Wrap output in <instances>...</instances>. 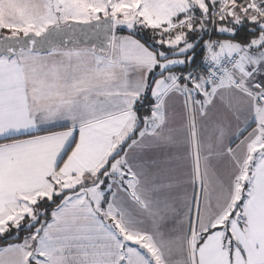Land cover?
Masks as SVG:
<instances>
[{
  "label": "snow or ice",
  "instance_id": "1",
  "mask_svg": "<svg viewBox=\"0 0 264 264\" xmlns=\"http://www.w3.org/2000/svg\"><path fill=\"white\" fill-rule=\"evenodd\" d=\"M0 264H264V0H0Z\"/></svg>",
  "mask_w": 264,
  "mask_h": 264
}]
</instances>
